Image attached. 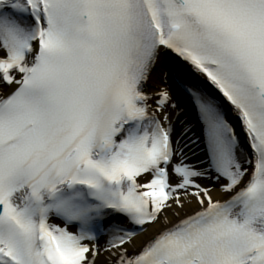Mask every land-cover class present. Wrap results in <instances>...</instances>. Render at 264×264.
<instances>
[{
    "label": "snow or ice",
    "instance_id": "6c2138e0",
    "mask_svg": "<svg viewBox=\"0 0 264 264\" xmlns=\"http://www.w3.org/2000/svg\"><path fill=\"white\" fill-rule=\"evenodd\" d=\"M0 264H264V0H0Z\"/></svg>",
    "mask_w": 264,
    "mask_h": 264
}]
</instances>
